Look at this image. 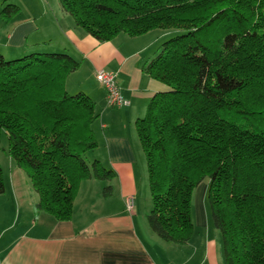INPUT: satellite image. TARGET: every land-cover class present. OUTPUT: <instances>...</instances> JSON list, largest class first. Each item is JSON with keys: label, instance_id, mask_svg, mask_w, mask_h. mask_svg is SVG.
I'll list each match as a JSON object with an SVG mask.
<instances>
[{"label": "trees", "instance_id": "16d2710c", "mask_svg": "<svg viewBox=\"0 0 264 264\" xmlns=\"http://www.w3.org/2000/svg\"><path fill=\"white\" fill-rule=\"evenodd\" d=\"M76 26L100 42L177 30L143 66L167 85L136 122L146 156L152 209L162 240L187 245L193 195L206 179L213 224L227 264H264V0H59ZM21 9L3 6L13 20ZM81 67L67 53H0V152L39 195L34 205L58 221L73 217L81 183L115 178L99 160L93 129L100 113L67 79ZM0 161V195L5 194ZM112 195V188L104 196Z\"/></svg>", "mask_w": 264, "mask_h": 264}, {"label": "crops", "instance_id": "0c3cea01", "mask_svg": "<svg viewBox=\"0 0 264 264\" xmlns=\"http://www.w3.org/2000/svg\"><path fill=\"white\" fill-rule=\"evenodd\" d=\"M0 2L21 9L9 22L0 17V53L6 59L67 53L81 63L67 79V90L73 95L83 92L96 102L100 116L93 129L99 148L91 152L90 159L115 173L111 181H83L72 219L58 221L46 213L36 218L34 205L39 195L31 191L21 169L11 168L10 182L5 180L8 196L0 195V264H227L222 235L213 224L208 204V184L205 190L201 185L200 192H194V234L187 245L162 240L147 219L152 198L136 122L145 117L157 93L169 90L143 71L158 53L162 32L140 37L122 33L112 41L100 42L75 25L59 0ZM100 69L116 74L129 106L107 105V91L96 78ZM107 187L112 188L109 197L104 196ZM132 196L135 208L129 212L126 202ZM10 206L16 220L6 225Z\"/></svg>", "mask_w": 264, "mask_h": 264}, {"label": "built area", "instance_id": "2783aa9c", "mask_svg": "<svg viewBox=\"0 0 264 264\" xmlns=\"http://www.w3.org/2000/svg\"><path fill=\"white\" fill-rule=\"evenodd\" d=\"M97 81L107 91V105L111 108H123L130 105L118 85L117 76L114 72L100 69L96 74ZM136 199L134 196L127 199L126 208L132 212L135 208Z\"/></svg>", "mask_w": 264, "mask_h": 264}, {"label": "rangeland", "instance_id": "374dc122", "mask_svg": "<svg viewBox=\"0 0 264 264\" xmlns=\"http://www.w3.org/2000/svg\"><path fill=\"white\" fill-rule=\"evenodd\" d=\"M160 32H162L161 34L160 33H153L154 35L156 34V36H158L159 34V36H160V39H159V43L161 44L163 41H166V39H169V38H171V37H173V35H177V30H167V31H161V30H159ZM156 32H158V31H156ZM153 35V36H154ZM96 139H97V137H96ZM97 141H98V139H97ZM1 152H0V161H1V165H2V168H3V170H4V173H5V180H6V184L8 183V182H10V174H9V172H11V168H13V167H17L16 165H15V163H14V161L12 160V158L10 157V155H9V153H8V138L6 137V136H3L2 137V144H1ZM98 148H99V146H98ZM97 148V149H98ZM96 150V149H95ZM94 150V151H95ZM92 156H93V154L91 153V152H89L88 153V160H91L90 158H92ZM21 172H23V171H21ZM29 180V179H28ZM28 182V181H27ZM209 183V180L208 179H206L205 180V182H202L201 183V185H205L204 186V190H205V188H206V186H207V184ZM10 185V184H9ZM200 185V186H201ZM28 186L30 187V189H31V191H33V189H32V187H31V183H30V181H29V183H28ZM200 186L199 187H197L196 188V190L195 191H197V190H199V192H200V190H201V188H203V187H201L200 188ZM200 188V189H199ZM198 192V191H197ZM37 194V193H36ZM3 195H5V197L6 196H8L7 194H3ZM10 195V194H9ZM38 195V194H37ZM209 204V203H208ZM8 216H9V219H7L6 220V225H10L11 224V220H12V218H13V221H15L16 220V218L15 217H13V212H12V207L10 206V208L8 209Z\"/></svg>", "mask_w": 264, "mask_h": 264}]
</instances>
